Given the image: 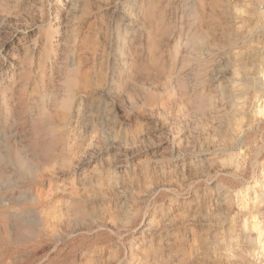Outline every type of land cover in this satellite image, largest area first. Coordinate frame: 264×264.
<instances>
[{"label": "rangeland", "instance_id": "obj_1", "mask_svg": "<svg viewBox=\"0 0 264 264\" xmlns=\"http://www.w3.org/2000/svg\"><path fill=\"white\" fill-rule=\"evenodd\" d=\"M175 3L187 5L172 10L184 19L181 31L173 27L155 43L140 41L132 52L138 62L154 60L167 72L177 52L183 64L192 33L209 37L197 48L206 81L200 110L173 107L171 116L153 110L166 117L157 124L161 146L140 158L146 163L135 174L159 183L107 186L109 173L102 168L99 176L82 173L79 182L75 176L53 177L35 189L24 179L21 162L14 173L0 169V217L7 205L9 218L40 237L36 264H185L193 233L209 225L201 255L187 264H264V26L249 31L252 24L244 17H229L218 6L223 0ZM112 172L123 175L115 167ZM118 188L127 190L129 204L137 199L146 208L131 235L119 231L109 214L119 207L113 199ZM181 188L187 189L183 195ZM178 233L187 237L183 250L175 243ZM10 260L0 254V264Z\"/></svg>", "mask_w": 264, "mask_h": 264}, {"label": "clouds", "instance_id": "obj_2", "mask_svg": "<svg viewBox=\"0 0 264 264\" xmlns=\"http://www.w3.org/2000/svg\"><path fill=\"white\" fill-rule=\"evenodd\" d=\"M181 6L187 5L175 0H0V169L8 175L21 162L24 179L35 189L53 177L75 176L79 182L82 173L99 176L102 168L109 173L107 186L159 183L135 174L146 163L140 158L161 146L157 124L166 117L153 110L163 108L168 116L173 107L200 110L197 101L206 81L197 48L209 37L192 33L183 64L177 52L167 72L154 60L138 62L132 52L140 41L155 43L173 27L181 31L183 17L172 16ZM218 6L229 17H244L252 24L249 31L264 26V0H223ZM259 46L264 47V35ZM114 167L123 175L116 176ZM113 199L119 205L109 213L113 223L131 235L146 208L137 199L129 204L124 189L118 188ZM169 199L176 203L175 196ZM212 228L193 233L185 264L201 255ZM40 243L39 236L9 218L5 205L0 254L10 257V264H36ZM175 243L183 250L187 237L178 233Z\"/></svg>", "mask_w": 264, "mask_h": 264}, {"label": "bare ground", "instance_id": "obj_3", "mask_svg": "<svg viewBox=\"0 0 264 264\" xmlns=\"http://www.w3.org/2000/svg\"><path fill=\"white\" fill-rule=\"evenodd\" d=\"M258 242L260 243V239L258 240ZM262 249H264V241L262 242Z\"/></svg>", "mask_w": 264, "mask_h": 264}]
</instances>
